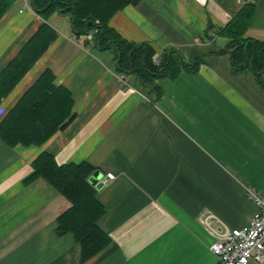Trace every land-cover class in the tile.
Returning <instances> with one entry per match:
<instances>
[{"label": "crops", "instance_id": "obj_1", "mask_svg": "<svg viewBox=\"0 0 264 264\" xmlns=\"http://www.w3.org/2000/svg\"><path fill=\"white\" fill-rule=\"evenodd\" d=\"M245 3L256 5L248 33L264 39V0H142L112 17L125 38L173 48L178 62L203 55L197 72L158 79L157 100L118 72L114 47L51 15L59 36L2 100L0 121L48 67L73 94L75 117L41 147L0 139V264H216L208 217L222 232L243 228L257 209L247 188L264 192V86L218 53L228 39L215 31ZM42 22L29 0L11 7L0 21V72ZM43 150L116 176L97 195L112 241L84 263L74 236L56 230L70 201L44 178L26 182Z\"/></svg>", "mask_w": 264, "mask_h": 264}, {"label": "trees", "instance_id": "obj_2", "mask_svg": "<svg viewBox=\"0 0 264 264\" xmlns=\"http://www.w3.org/2000/svg\"><path fill=\"white\" fill-rule=\"evenodd\" d=\"M18 0H0V21ZM142 0H29L43 22L0 72V104L35 63L58 38V30L49 23L55 12L68 15L77 36L92 33L100 49H116V65L120 74L136 75L151 87L157 100L163 95L160 78H177L182 70L193 73L200 69L203 55L191 62L176 61L175 49L158 52L149 42L137 43L125 38L111 26L112 17L129 5ZM256 15V5L245 3L239 12L216 35L228 39L218 51L229 53L236 72H252L264 86V39L248 33ZM214 26L209 23L206 35ZM209 52H213L210 50ZM157 60V61H156ZM74 97L63 85L56 84L51 67L44 69L0 121V139L9 147L42 146L57 131L74 119ZM33 172L26 179L44 178L71 205L57 219V234L71 233L80 247L81 262L96 256L111 243V237L99 222L106 209L98 199V189L90 182L95 171L88 162L59 164L53 153L43 150L32 162Z\"/></svg>", "mask_w": 264, "mask_h": 264}, {"label": "built area", "instance_id": "obj_3", "mask_svg": "<svg viewBox=\"0 0 264 264\" xmlns=\"http://www.w3.org/2000/svg\"><path fill=\"white\" fill-rule=\"evenodd\" d=\"M87 35L93 37L92 33ZM115 177L114 173L108 172L101 182L104 185ZM247 193L257 206L247 226L222 232L210 225L209 217L207 219L209 229L216 239L211 246L217 257L216 264H264V192L248 187Z\"/></svg>", "mask_w": 264, "mask_h": 264}, {"label": "water", "instance_id": "obj_4", "mask_svg": "<svg viewBox=\"0 0 264 264\" xmlns=\"http://www.w3.org/2000/svg\"><path fill=\"white\" fill-rule=\"evenodd\" d=\"M103 178V173L100 170H96L90 177V182L96 186L97 189L102 188L103 183L101 179Z\"/></svg>", "mask_w": 264, "mask_h": 264}]
</instances>
